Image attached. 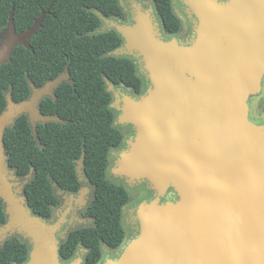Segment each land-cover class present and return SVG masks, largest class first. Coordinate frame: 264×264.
<instances>
[{"label":"water","instance_id":"95a60500","mask_svg":"<svg viewBox=\"0 0 264 264\" xmlns=\"http://www.w3.org/2000/svg\"><path fill=\"white\" fill-rule=\"evenodd\" d=\"M186 5L200 27L193 48L182 49L175 39L160 41L146 15L133 29L114 30L127 50L143 56L154 87L139 101L121 98L120 119L137 128L138 139L122 155L118 174L148 179L159 195L176 185L182 201L171 211L157 212L149 205L140 209L142 234L106 264H264V167L258 165L264 159V127L249 138L238 124L243 96L256 91L253 57H264V0H234L237 11L213 0H187ZM9 23L13 30L11 18ZM40 100L14 104L7 93L0 114L5 215L0 244L13 235L27 244L24 264H82L80 257L70 262L60 257L58 233L88 189L71 194L67 208L50 222L33 213L23 195L25 182L7 165L3 132L23 111L43 123L59 122L40 113ZM32 134L37 140L36 126ZM82 161L77 165L83 170Z\"/></svg>","mask_w":264,"mask_h":264},{"label":"trees","instance_id":"16d2710c","mask_svg":"<svg viewBox=\"0 0 264 264\" xmlns=\"http://www.w3.org/2000/svg\"><path fill=\"white\" fill-rule=\"evenodd\" d=\"M150 1L164 31L179 33L181 23L172 0ZM10 18L17 34L40 22L27 47L16 45L0 65V114L7 107L6 93L19 104L30 98V84L41 88L66 70L68 81L55 88L53 99L39 101L40 113L59 122L37 124V140L24 114L4 129L7 165L17 178L32 176L23 195L33 213L48 220L60 205L55 190L66 194L81 190L77 163L83 158V174L92 187L85 215L93 225L70 231L59 253L69 262L82 247V264H99L102 245L114 250L124 241L122 209L130 200L123 186L106 178L109 152L122 142L121 132L113 126L106 81L135 95L143 87L130 59L110 55L122 46L121 36L114 30L99 32L103 19H123L124 12L118 0H0V31ZM4 222L0 201V225ZM28 253V245L13 237L0 244V264H24Z\"/></svg>","mask_w":264,"mask_h":264},{"label":"rangeland","instance_id":"374dc122","mask_svg":"<svg viewBox=\"0 0 264 264\" xmlns=\"http://www.w3.org/2000/svg\"><path fill=\"white\" fill-rule=\"evenodd\" d=\"M187 0H172V8L174 13L178 16L181 21L182 27L178 35L170 37L167 35L161 25L160 19L154 9V5L150 0H118L120 7L124 12L123 19H103L102 27L99 32L107 30H115L116 27H126L133 29L139 22L141 15H146L151 25L153 26V31L156 37L162 42H169L175 39L178 45L182 49L193 48L194 41L200 34L199 22L196 16L192 13L190 8L186 5ZM219 5L230 6L232 11H237L234 5V0H213ZM39 26V20H37L33 28L22 34L14 33L10 23L7 27L0 31V65L8 61V55L11 49L16 45L27 46L28 39L33 35ZM124 42L120 48L110 53V55L115 57H125L130 59L136 68L137 75L140 77L143 87L140 95H134L131 91L124 89L120 86H114L110 83H106V89L111 94V104L110 109L113 113V126L121 132L122 143L118 148L111 149L109 152V164L106 170V178L109 182L123 186L129 194L130 201L122 209V227L125 231V238L122 244L115 250L101 246V260L99 264H106L107 261L117 260L124 252V249L131 243V241L138 238L141 233L140 223L137 219V213L140 209L150 206L154 208L157 212L163 210H174V205L180 200L178 191L172 185H168L165 189L163 195H159L154 189L152 183L146 178H130L127 174H118V168L121 162L122 155H126L133 150L134 144L138 139V130L130 122L121 121V116L123 115L120 109L122 96H129L135 101H139L146 97L149 93L154 90L151 82L150 72L145 70V63L143 56L136 50L129 51L125 48ZM67 81V76L65 72L54 82L45 84L38 88V90H31L30 99L37 98H52L53 91L55 87L62 82ZM162 91V89H161ZM7 94V93H6ZM34 108L36 109V104L34 103ZM28 121L31 130L40 123L44 121L37 115L29 110L23 111ZM20 114V115H21ZM164 136L162 134L157 135V139L161 140ZM78 177L80 179L82 188L86 187L88 189L87 196L85 198V203L82 206L74 208L70 215L71 225L64 227L62 232L58 234V242L61 244L64 242L66 235L76 229L91 227L93 222L90 218L85 215V210L90 201L92 200V187L86 180L83 170L80 165H77ZM26 182V179L23 180ZM175 189V190H174ZM55 195L61 200V205L53 210L52 216L49 219L50 222L56 220L57 215L61 213L67 205L69 200V195L62 193L61 191L55 190ZM180 202V201H179ZM13 237H16L13 235ZM17 238V237H16ZM85 251L82 247H79L75 252L74 256L70 261L80 257L81 260L84 259Z\"/></svg>","mask_w":264,"mask_h":264},{"label":"flooded vegetation","instance_id":"af4514ba","mask_svg":"<svg viewBox=\"0 0 264 264\" xmlns=\"http://www.w3.org/2000/svg\"><path fill=\"white\" fill-rule=\"evenodd\" d=\"M143 1H146V0H143ZM155 9V8H154ZM193 13V12H192ZM176 15V14H175ZM158 16V15H157ZM177 16V15H176ZM178 18V16H177ZM179 19V18H178ZM180 20V19H179ZM161 22V21H160ZM181 23V21H180ZM162 25V24H161ZM181 27H182V24H181ZM163 28V26H162ZM164 30V28H163ZM180 31H181V28H180ZM179 31V33H180ZM165 32V31H164ZM166 33V32H165ZM179 33L175 34V35H171V34H168L166 33L167 35H170V37L172 36H176L178 35ZM171 41V40H170ZM177 42V41H176ZM178 43V42H177ZM253 62L254 64L257 66V69H258V75H257V78L255 80V87H256V91L255 92H251V93H247L243 96L242 98V107H243V111H244V114L243 116L240 118V120L238 121V124H240V126L242 127L245 135L249 138H256L257 135L262 131L263 127H264V57H260V56H254L253 57ZM137 73V72H136ZM140 78V77H139ZM120 87H123V86H120ZM124 89L126 90H129L125 87H123ZM131 91V90H129ZM132 92V91H131ZM133 93V92H132ZM134 94V93H133ZM135 95V94H134ZM140 95V94H139ZM137 96V95H136ZM122 143V142H121ZM121 145V144H120ZM258 165L260 167H264V159H262V161H260L258 163ZM172 185V187L176 188V191H178V194H179V197H180V200L179 201H182V195L180 193L179 190H177L178 188L176 187V185H173V184H170ZM82 190V188H81ZM80 190V191H81ZM175 190V189H174ZM79 191V192H80ZM76 193V194H72L73 197H76V195L79 194ZM63 193V192H62ZM88 193V191H87ZM87 193L83 196V203L81 205H77V206H74L73 209L71 210V212L69 213V215L67 216V222L62 226L61 230L59 231L58 234H60L62 232V230L64 229V227H66L67 225H71V221H70V215L71 213L73 212L74 208L76 207H79V206H82L84 203H85V198L87 196ZM66 194V193H65ZM69 197L71 194H68ZM130 201V200H129ZM178 201V202H179ZM69 202V200H68ZM68 202H67V205L66 207L64 208V210L67 208L68 206ZM177 202V203H178ZM60 205H61V200H60ZM59 205V206H60ZM89 205V204H88ZM58 206V207H59ZM56 207V208H58ZM56 208H54L53 210H55ZM87 208V207H86ZM63 210V211H64ZM62 211V212H63ZM86 211V210H85ZM61 212V213H62ZM53 213V211H52ZM59 213L57 215V218L56 220L58 219L59 215L61 214ZM52 216V214H51ZM51 218V217H50ZM67 236V235H66ZM13 238V237H12ZM11 239V238H10ZM9 240V239H8ZM7 241V240H6ZM113 250V249H112ZM115 250V249H114ZM120 258V257H119Z\"/></svg>","mask_w":264,"mask_h":264}]
</instances>
